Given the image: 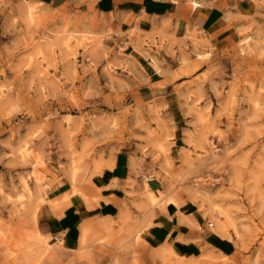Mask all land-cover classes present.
Masks as SVG:
<instances>
[{
  "label": "rangeland",
  "instance_id": "rangeland-1",
  "mask_svg": "<svg viewBox=\"0 0 264 264\" xmlns=\"http://www.w3.org/2000/svg\"><path fill=\"white\" fill-rule=\"evenodd\" d=\"M228 3L234 36L216 46L196 29H111L96 0H0V264H264V0ZM121 150L144 178L116 215L85 225L77 250L36 231L66 190L95 204ZM172 199L234 250L145 243Z\"/></svg>",
  "mask_w": 264,
  "mask_h": 264
},
{
  "label": "crops",
  "instance_id": "crops-1",
  "mask_svg": "<svg viewBox=\"0 0 264 264\" xmlns=\"http://www.w3.org/2000/svg\"><path fill=\"white\" fill-rule=\"evenodd\" d=\"M34 1L43 6L56 7L68 0ZM192 2H196L197 6H193ZM225 2L230 3L227 5L232 7V14H242L247 11L246 7L251 0H96L99 11L109 21L111 29L118 30L121 26L125 31L134 27L155 31L165 26L177 37L196 29L216 46L228 45L234 36L229 27ZM141 169H146V165H142ZM134 172L130 152L118 151L109 168L97 178L100 191L95 204L88 205L79 196L72 194L71 190H66L67 198L59 196L53 205L41 208L38 214L42 217L36 222V231L42 235L58 237V241L67 250H77L85 225L94 221L101 222V218H109L118 213L126 197L128 180L136 177L137 184L143 183L144 176H140V172L135 176ZM145 181L150 189H158V179L151 177ZM159 207L153 209V228L145 233L144 241L159 243L160 253L166 254V251H174L175 248L190 257H197L208 250H215L226 257L234 250L229 237L212 233L205 227L202 215L198 218L193 212L188 214L171 202ZM163 247H168V250H163Z\"/></svg>",
  "mask_w": 264,
  "mask_h": 264
},
{
  "label": "bare ground",
  "instance_id": "bare-ground-1",
  "mask_svg": "<svg viewBox=\"0 0 264 264\" xmlns=\"http://www.w3.org/2000/svg\"><path fill=\"white\" fill-rule=\"evenodd\" d=\"M194 5L196 6L197 5V3H194ZM29 12H32L31 10L29 11ZM169 202H173V203H175V201L172 199V200H169ZM212 226V225H211ZM210 226V227H211ZM221 235H223V236H227V233H221ZM163 250H168V247H163ZM166 252H168V251H166ZM170 252V251H169ZM162 253V252H161Z\"/></svg>",
  "mask_w": 264,
  "mask_h": 264
},
{
  "label": "built area",
  "instance_id": "built-area-1",
  "mask_svg": "<svg viewBox=\"0 0 264 264\" xmlns=\"http://www.w3.org/2000/svg\"><path fill=\"white\" fill-rule=\"evenodd\" d=\"M212 225V223L211 222H209L208 223V226H211ZM57 240H58V237H55Z\"/></svg>",
  "mask_w": 264,
  "mask_h": 264
}]
</instances>
